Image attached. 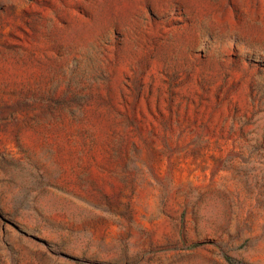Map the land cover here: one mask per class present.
I'll return each mask as SVG.
<instances>
[{
	"label": "rangeland",
	"instance_id": "1",
	"mask_svg": "<svg viewBox=\"0 0 264 264\" xmlns=\"http://www.w3.org/2000/svg\"><path fill=\"white\" fill-rule=\"evenodd\" d=\"M0 264H264V0H0Z\"/></svg>",
	"mask_w": 264,
	"mask_h": 264
}]
</instances>
